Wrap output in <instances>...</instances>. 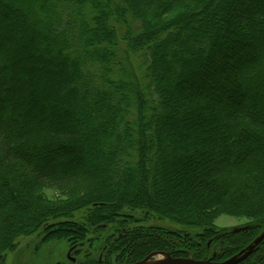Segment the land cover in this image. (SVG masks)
Here are the masks:
<instances>
[{"label":"trees","instance_id":"1","mask_svg":"<svg viewBox=\"0 0 264 264\" xmlns=\"http://www.w3.org/2000/svg\"><path fill=\"white\" fill-rule=\"evenodd\" d=\"M108 1L0 0V255L43 228L83 240L64 219L91 207L101 228L125 205L207 228L123 235L122 264L245 253L264 232V0H119L125 31L104 15ZM129 54L148 61L145 99ZM95 152L100 162L86 158ZM54 189L58 202L43 194ZM220 215L252 224L219 234ZM248 256L238 264H264V240Z\"/></svg>","mask_w":264,"mask_h":264},{"label":"rangeland","instance_id":"2","mask_svg":"<svg viewBox=\"0 0 264 264\" xmlns=\"http://www.w3.org/2000/svg\"><path fill=\"white\" fill-rule=\"evenodd\" d=\"M108 2V4H102L104 7V15H106L107 17L106 13H108V15H110L109 19L111 18V16H113L112 19L113 21H115L114 24H116V26H119L120 30L125 31L127 19L125 18V21L124 19L123 21H121L116 15L119 13L117 7L120 1L109 0ZM14 3L17 4V1H14ZM88 7L89 5L87 4L86 9ZM90 8L91 7H89V9ZM238 10V7H233L234 13H237ZM144 11L148 20L156 15V8H144ZM87 12L89 13V11L86 10V13ZM176 15L177 13L166 16V19L173 18ZM16 19H18L17 16ZM94 19L95 17L88 18V20L92 22L94 21ZM97 19L99 20L101 18L98 17ZM92 31L95 35H97L98 40H101V38H103L104 32L101 29L97 30L94 28ZM147 64L148 61L143 66L142 58L140 56L132 54H129V57L125 58L124 62V65L132 74L131 80L138 84V92H140L141 97H144V99L145 96H147V93H149L148 91H145V88L148 84V81L145 78ZM172 87L175 88L174 85ZM128 99H130V101L133 103L134 100L136 101V96L131 95ZM136 110H138L137 107ZM73 127L75 128L77 127V125H73ZM106 150H109L108 147L102 152L105 153ZM91 155L93 156H90V154L88 155V157L86 156L89 161L100 162L98 153L95 152V154ZM43 194L52 202H58L59 200L63 199V197H61V193L55 189L43 190ZM119 209L120 210L118 212H115L114 214L109 213L110 210H106L104 212V215L107 216V220L106 225H104V227L101 226V228L94 227L89 224L88 219L91 218L94 212L91 207L85 208L78 212H74L72 214V217H68L64 220L68 222L78 223V225L86 228V234L83 240H73L72 238H45L43 228L33 235L18 238L12 250L0 255V264H85L89 260H99V258L110 260L111 264H122V262H119L122 251L117 248V241L118 238L122 237L123 235H127L126 239H128L127 237L131 236L135 231L144 230L147 232L155 231L156 233L160 232L168 235L170 234V236L174 235L181 239L187 240L188 235L193 239H197L195 236L197 234L203 233L207 228L205 226L192 227L184 225L182 222L163 219L153 211L131 209L126 205L123 208ZM101 216L102 215H100L99 217ZM210 222V226H212L213 229L219 234H228L232 231L245 230L249 227L250 224H252V221L245 217H233L229 215H220L216 218L213 217ZM54 223L55 222H51V224ZM240 237V241L238 240L239 242H235L236 244L241 243L246 238L243 236ZM153 254L154 253L150 254L149 256ZM138 257H140V255ZM158 257L160 256H152L149 261H153ZM248 257H246L245 259H247ZM142 261H137L133 264L140 263Z\"/></svg>","mask_w":264,"mask_h":264},{"label":"water","instance_id":"3","mask_svg":"<svg viewBox=\"0 0 264 264\" xmlns=\"http://www.w3.org/2000/svg\"><path fill=\"white\" fill-rule=\"evenodd\" d=\"M263 240H264V232L254 241L253 245H251V247H249L245 251V253L243 251L237 257L231 258L223 263H214L210 260L201 261V260H195L193 258H174L169 254L159 252V253H154L151 256H148L145 260L136 264H144L145 262L149 261L152 256H163L164 259L160 264H238L239 262L243 261L246 257H248V255H250Z\"/></svg>","mask_w":264,"mask_h":264},{"label":"bare ground","instance_id":"4","mask_svg":"<svg viewBox=\"0 0 264 264\" xmlns=\"http://www.w3.org/2000/svg\"><path fill=\"white\" fill-rule=\"evenodd\" d=\"M139 24H134L133 28L136 30L138 28ZM163 258L162 257H158L157 259L153 260V261H147L144 264H160L162 262Z\"/></svg>","mask_w":264,"mask_h":264}]
</instances>
